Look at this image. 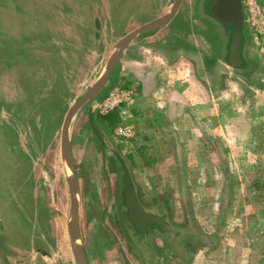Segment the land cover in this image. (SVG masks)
Segmentation results:
<instances>
[{
    "label": "rangeland",
    "instance_id": "rangeland-1",
    "mask_svg": "<svg viewBox=\"0 0 264 264\" xmlns=\"http://www.w3.org/2000/svg\"><path fill=\"white\" fill-rule=\"evenodd\" d=\"M168 1L166 0V3ZM210 1L207 0L204 6ZM44 2H47L54 15L62 10L68 15L82 12L89 22L94 15L99 16L102 12L109 20L113 30L109 35L116 32V36L104 38L106 53H103L100 63L90 73L95 80L102 72L108 59L107 57L105 61V57L109 56L112 48L125 37L127 32L156 18L162 3L161 0H101V2L100 0H30L23 10L18 8L6 15L0 14V63L4 57L14 56L11 58L12 62L20 63L21 66L28 56L23 52L18 54L16 48L31 45L33 41L44 40L53 30L50 27H54L52 21L54 17L45 16L39 11V4L43 5ZM31 3L34 8L31 7ZM185 3H190V0H186ZM245 5L247 30L253 43L251 55L259 62L260 70L249 80L232 77L227 70L215 71L211 82H208L204 74H201L202 76L198 74V80L212 91V96L207 95L212 101H205L204 96L196 94L198 88L192 87L188 102L191 105L190 113L194 121L185 116L174 126L186 148L182 159L185 174L163 176L158 170H161L163 163H169L168 160H159L158 170L154 171L149 169V165L153 162L150 157L140 159L137 150L142 146L146 148L144 153L148 154V147L145 144L149 138L146 130L153 127L154 122L139 119L137 116L130 120L124 117L115 126L100 121V116L114 109L119 111L120 108L124 111L127 107L125 105L131 103V95H124L131 85H123L119 90H114L113 85L117 77L110 82L109 88L105 91L106 97H102H105V103L101 107H96L95 111L100 132L107 144V152H104V156L108 163V173L102 174L100 161L97 160L102 153L90 129L88 111L83 113L72 135L73 152L79 174L82 173L83 167V172L86 173L99 171L102 181L106 177L108 179L115 175L117 195L120 175L115 167H112L110 159L112 149L122 154L131 170L137 172V179L140 182L153 185V179H162L159 184L163 185L164 189L168 188L164 193L165 196L167 194L170 197L163 199L166 207L161 213L169 217L176 234L170 245L165 243L162 247L166 264H264V0H246ZM190 7L191 5L189 8L188 6L182 8L181 12L184 16L180 17L181 20L186 18ZM17 11L25 13L21 14ZM61 15L58 17L61 18ZM216 27L224 40L228 36V29L217 23ZM70 38L83 39L84 35L76 33ZM153 39L150 38L147 43H142L144 45L142 48L140 43L137 45L139 47L130 49L129 57L147 54L145 50L154 45L150 42ZM170 44L174 48V42ZM165 48L168 51L176 49L170 48L169 44L165 45ZM46 65L45 63L43 67ZM43 69L46 70L45 67ZM33 81L30 73L22 70L7 72L6 75L0 70V109L4 108L5 111L15 109V112L19 110L29 113V120L39 118L42 122L41 127L47 139L39 143L40 147L36 151L40 153L37 157L32 156L26 146L20 156L28 165L31 180L35 182L30 181L34 188L33 193L39 196L38 216L43 220V234L50 246L46 242L43 243L53 254L52 264H75L68 228L70 187L62 154V132L70 110L68 108H71V104L81 96L70 95L66 103L68 107L62 112L57 111L56 107H45V103L33 107V101H37L36 94L39 93L32 94V89L36 87ZM94 82L92 80L90 86ZM84 86L85 84L82 85ZM82 94L83 92L79 95ZM22 100L27 101L26 105H19L18 102ZM99 104V101L94 102L92 106ZM151 118L157 122L156 136L163 140L165 131L159 126L162 124V116L156 113ZM0 120V131L2 133L5 131L6 139L9 137L14 144H17L18 139L15 138V134L18 133L19 128L29 133V127L24 122H14L5 115H0ZM36 121H31L30 124L39 128ZM133 121L135 128L131 124ZM45 137L41 136V140ZM7 150L9 148L6 149L0 134V185L12 176L13 160ZM90 155L92 158H89ZM173 166L176 167L177 164L173 162ZM22 182L24 183L25 180L23 179ZM80 183L84 189V178H80ZM41 196H43L42 200L44 196L47 199L44 209H42V200L40 204ZM2 206L1 204L0 207ZM6 208L8 239L17 246H28L27 228L20 224L16 214L10 210V205H6ZM177 210L181 215L179 222L173 221L174 211L176 213ZM0 219H3V216H0ZM81 224L86 241L85 254L90 264H112L103 263L100 254L94 250L93 237L88 232L83 209ZM95 236L97 239L103 237L99 233ZM104 240L99 242L107 244L108 241L105 238ZM130 242L124 240V248L130 251L131 257L135 255L143 261L142 264H146L147 257L141 254L140 248L134 241ZM37 245L38 243L34 248L40 246ZM114 249L112 255H117L123 260L119 247L115 246ZM39 264L48 263L40 261Z\"/></svg>",
    "mask_w": 264,
    "mask_h": 264
},
{
    "label": "flooded vegetation",
    "instance_id": "flooded-vegetation-1",
    "mask_svg": "<svg viewBox=\"0 0 264 264\" xmlns=\"http://www.w3.org/2000/svg\"><path fill=\"white\" fill-rule=\"evenodd\" d=\"M28 1L30 0H0V6H2L0 9V14L6 15L12 12L13 9L18 8L23 10L26 7ZM161 1V7L156 18L138 25L135 29L127 32L126 35L139 29L145 24L159 19L160 16L163 15V13L167 10L172 0H169L167 3L166 0ZM217 1L218 0H211L208 2L207 6H204L207 0H190V3H185L186 0H183L178 8L177 14L166 26H164L159 31L148 34L126 50L122 57V62L116 65L107 84L100 94L91 102L86 104L78 113L74 122L72 135L75 132V128L81 116L84 112L88 111V122L90 129L95 140L101 148L102 156H100V158L98 157L97 160L99 159L100 161V169L102 174L108 173V163L106 156H104V152H107V144L100 132L98 120L95 118V111L96 107H101L105 103V91L109 88L110 82H112L115 77H117L113 85L115 91L119 90V88L123 86L125 80L127 83L124 85L126 86L132 85L134 82L132 71L130 73L129 69L128 71L125 70L124 63L125 54L128 56H126L127 61L131 59L129 57L128 51L133 49V47L135 49V47L141 43L142 48L144 46L142 43L145 44V42L147 43L150 38H154L153 40H150V42H152L154 45L151 46L150 49L145 50L147 54L140 55L137 58L141 63L146 61L145 67H150L149 63L152 62L151 54H162L167 58V60H170L174 63L187 61V64L192 68V70H194L193 73L197 80L198 74H204L205 78L208 79V82H211L215 71L218 70H227V72L231 74L232 77L244 80L252 79L260 70L259 62L253 59L251 55L253 43L247 30L246 15L245 30L241 34L239 56L237 57L234 54L233 48L235 25L225 23L215 16L213 9ZM245 3L246 0H243L244 13H246ZM102 5L104 6L103 1ZM190 5V11L186 15V18L181 20L180 17L184 16L181 12L182 8H185L186 6L189 8ZM39 6V11L44 13L45 16L51 15L54 17V20L52 19L54 27H50L53 30L49 32V35L44 40L35 42L33 41L31 45L16 48L18 54H22L23 52L28 56V58H26L21 63V66L19 65L20 63L15 64L12 62L11 58L14 56L8 58L4 57L0 63V70H2L3 75H6L7 72H20L21 70L30 73L34 80L33 84L36 85V87L32 89V94L34 95L35 92H39L36 94L37 101H33V107L45 103V107H56L57 111L61 110L62 112L68 107L66 103L68 102L70 95L74 97H82L84 93H86V91L88 92L94 85L92 84V86H90L91 81H96L97 79H93L94 76L90 73L93 72L96 65L98 66L100 63L103 53H106V51H104V38L116 36V32L113 33V35H109V33L113 30L109 24V20L105 18L102 12H100L99 16L94 15V17L91 18L89 22H87L82 12L71 13V15H68L62 10L54 15L51 13L52 9L47 6V2H44L43 5L40 3ZM31 7H33L32 3ZM20 13L23 14L25 12ZM185 13L186 12H184V14ZM60 14H62L61 18L58 17ZM55 17L60 19V21ZM52 21L50 24H52ZM216 23L223 25L226 27V29H228V36L224 40L221 38L218 32ZM76 33L77 35L83 33L84 38L77 40L71 39L70 37ZM164 39L165 41H163ZM172 41L175 44L174 48L171 47L170 44ZM168 44L170 48H176L175 51H168L165 48V45ZM107 57L109 58V56L106 55L105 61ZM45 63L47 64L44 66L46 70L43 69V65ZM27 64L30 65L25 66ZM159 75H161L160 72ZM198 81L204 87L206 86L204 83H202V81ZM81 82L83 83L80 85ZM84 84L85 86L82 87ZM206 89L210 96H212V91H209L208 88ZM82 92L83 94L79 95ZM103 96L105 97L102 98ZM48 100H50V102H48ZM98 101L100 103L98 106H92L94 102ZM131 101H133V98ZM26 102L27 101L22 100L18 103L19 105L24 106L26 105ZM75 103L71 104L72 106L70 107L72 108ZM47 104L50 105L46 106ZM71 108L68 109L71 110ZM115 110L116 109L112 110L111 112H114ZM118 112L121 119L122 111L120 108ZM92 113L93 123L91 121ZM147 113H149L151 116L155 115L156 113L161 115L163 120L161 122L162 124L159 126H165L166 120L163 115L159 113V111L154 109ZM0 115H5L6 117L14 120V122H24L26 126L29 127V133L25 129L19 128L18 133L15 134V138L18 139L17 144H14V142H12L9 137L6 139L7 135H5V131L3 133L0 131L3 144L5 145L6 149L9 148L7 151L11 154L13 160L11 179L6 182H2V185H0V205H3L2 208L0 207V216H3V219H0V264H39L40 261H45L48 264H52V261L54 260L53 254L44 246L46 240L42 228L43 220L41 216H38L40 207L38 209L37 199L39 196L36 193H33L34 188L30 183V181L33 183L35 182L31 180L28 165L20 156L22 153H24L23 150L26 146H28V153L30 155L37 157L38 153H40L39 151H36V149H39V143L47 139L41 127L42 122H40L39 118L36 119L37 121L32 119L29 120V113L21 112L19 110L15 112V109L5 111L4 108H1ZM189 115L191 116V113ZM104 116L105 115L100 116V121L109 124L104 120ZM192 120L194 121V119ZM31 121H36L39 125V128L36 126L33 127L30 124ZM152 122H154L153 126H156L157 122L153 120ZM173 123L174 120H172L171 124L172 134L174 133L173 136H169L168 134H166V136L171 139L172 146L174 147L176 144L175 137H178V139H180V137L174 130L176 123ZM31 127L34 129L32 130ZM41 136H44L45 138L41 140ZM71 141L73 150L72 138ZM19 143L21 145H19ZM181 145L183 146V144ZM110 152L112 154V157L110 158L112 161V167L114 166V169L117 170L120 175V182L117 185L118 195L115 175H113V177L110 176L108 179L106 177V179L102 181L103 178L99 171L90 174L83 172L82 167V173L80 172V176L74 157L80 188L76 217L78 218L80 237L82 241L81 244L78 242V240L75 241L77 248L79 250L81 249L85 264H90L88 256L85 254L86 241L81 224V211L83 209L88 224V232L93 237L94 250L100 254L103 263L142 264L143 261H141V259H139L134 254V257H131L129 253L130 251L126 250V248L123 246L124 240H128L129 242L132 240L136 246L140 248L141 254L148 258L145 260L146 264H166L164 259V249L162 247L165 245V243L170 245L171 240H173L176 236L171 226L169 217L166 214L161 213L163 212L164 207H166L163 203V199L170 197L167 194L165 196L164 193V191L166 192L168 188L164 189L163 185L159 184L162 179H153V185L140 182L137 179V172L131 170L129 164L122 154L117 152L115 149H112ZM137 153L142 160L150 157L153 162L149 165V169H154V171L158 170V161L162 159H158L150 152H148V154L144 153V147L142 146L138 148ZM134 157L136 159V156ZM89 158H92L91 155ZM183 158L184 151L180 159L176 157L175 159H164L168 160L169 163H163L164 165L160 168L161 170H158L159 174L163 176L185 174L186 172L183 170L182 166ZM173 162L177 164L176 167L173 166ZM113 173L115 174V171H113ZM79 176L80 178H84V189L80 183ZM128 176H130L132 182L131 185H129ZM67 178L70 187V215L68 228L71 241V251L74 262L77 264L71 238L72 232H74V228L72 229L74 222L71 219L73 193L68 173ZM23 179L25 180L24 183L22 182ZM129 192L135 196L143 212L142 217L140 216L137 220H133L130 216L131 211L126 201ZM179 194L181 198V192ZM42 197L43 196L40 197V204ZM42 202V209H44L45 204L47 203L45 196ZM6 205H10V210L16 214L20 224L27 228V235L29 238L28 246H17V244H14L10 241V239H8L6 230ZM147 216L151 217L153 220H148V218L145 219L144 217ZM173 216L175 217L173 221H180L181 215L179 214L178 210L176 213L174 211ZM96 233L103 235V237L100 238L102 240L97 239L95 236ZM104 238L108 241L107 244L100 243L105 241ZM37 243L40 246L37 245L38 247L34 248ZM47 245L50 246L49 243ZM115 246L119 247L121 250L122 257L124 258L123 260H120L117 255H112V253L114 254Z\"/></svg>",
    "mask_w": 264,
    "mask_h": 264
},
{
    "label": "crops",
    "instance_id": "crops-1",
    "mask_svg": "<svg viewBox=\"0 0 264 264\" xmlns=\"http://www.w3.org/2000/svg\"><path fill=\"white\" fill-rule=\"evenodd\" d=\"M126 56L127 54H125L124 60L125 70L128 71L129 69L130 73L132 71L134 77V82L132 80L133 83L128 88L133 101L125 105L127 107L121 112V119L125 117L130 120L132 117L135 118L137 116L139 119L152 122L151 115L147 112H151L154 109L159 111L166 120L165 126H163V131L166 132L163 135L165 138L163 137V141L156 136L157 127L147 128L146 135L149 138L145 144L148 147L147 152L162 160L167 158L175 159V157L180 159L183 151L186 150L184 142L175 137L176 144L173 147L171 139L166 136V134L169 136L174 134H172L171 129L172 120L176 123L178 122L177 120L185 118V116L191 119L189 114L192 110L188 101L192 94V87L194 89L197 87L196 94L204 96L205 101L211 102L212 98H208L209 92L197 80L193 73L194 70L187 64V61L174 63L167 60L162 54H151L152 62L149 63L150 68L149 66L145 67L146 61L142 63L138 61V56L131 58L129 61H127ZM159 72L161 75H159ZM126 83L125 80L124 84ZM134 122H131L133 127L135 125Z\"/></svg>",
    "mask_w": 264,
    "mask_h": 264
},
{
    "label": "water",
    "instance_id": "water-1",
    "mask_svg": "<svg viewBox=\"0 0 264 264\" xmlns=\"http://www.w3.org/2000/svg\"><path fill=\"white\" fill-rule=\"evenodd\" d=\"M183 0H172L167 10L160 16L159 19L145 24L141 26L139 29L133 31L132 33L126 35L122 38L111 50L109 54V58L102 69L99 77L95 81L94 85L91 89L86 92L71 108L69 111L67 118L63 127V135H62V152H63V160L65 164L66 171L69 176L72 193H73V205H72V213L71 219L74 222L72 225V229L74 228V232H72V246L74 255L77 261V264H85L81 249L79 250L76 245V240L81 244L80 230L78 218L76 217L78 200L80 195L79 188V180L76 171V166L74 162L73 150H72V130L74 126L75 119L81 109L95 99L100 92L103 90L105 85L107 84L112 72L114 71L116 65L122 62V57L126 50L136 43L138 40L147 36L148 34L159 31L164 26H166L173 17L177 14L178 8L181 5ZM243 0H218L216 5L214 6L213 13L215 16L222 20L225 23H230L235 25L234 31V41L233 48L234 54L239 56V49L241 44V34L245 30V15L243 9ZM91 121L93 123V113L91 114ZM95 128V127H94ZM96 129V128H95ZM129 185H131L130 176H128ZM127 204L131 211L130 216L133 220H137L140 216L142 217V210L137 202L135 196L129 192L127 195ZM148 220H153L151 217H144Z\"/></svg>",
    "mask_w": 264,
    "mask_h": 264
},
{
    "label": "trees",
    "instance_id": "trees-1",
    "mask_svg": "<svg viewBox=\"0 0 264 264\" xmlns=\"http://www.w3.org/2000/svg\"><path fill=\"white\" fill-rule=\"evenodd\" d=\"M104 120L107 121L112 126L117 125L120 121L119 112L115 110L114 112H110L106 114L104 116Z\"/></svg>",
    "mask_w": 264,
    "mask_h": 264
},
{
    "label": "built area",
    "instance_id": "built-area-1",
    "mask_svg": "<svg viewBox=\"0 0 264 264\" xmlns=\"http://www.w3.org/2000/svg\"><path fill=\"white\" fill-rule=\"evenodd\" d=\"M124 95L129 96V95H131V93L129 91H127V92H124Z\"/></svg>",
    "mask_w": 264,
    "mask_h": 264
}]
</instances>
